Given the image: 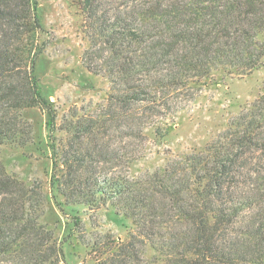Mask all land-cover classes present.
Here are the masks:
<instances>
[{
	"label": "trees",
	"instance_id": "obj_1",
	"mask_svg": "<svg viewBox=\"0 0 264 264\" xmlns=\"http://www.w3.org/2000/svg\"><path fill=\"white\" fill-rule=\"evenodd\" d=\"M77 10L87 39L83 66L108 80V107L154 103L166 88L242 78L264 66V0H78ZM41 32L37 0H0V149L34 145L22 117L33 108L48 116L55 140L56 115L36 74ZM48 146L51 200L62 213L109 206L134 227L124 242L111 234L86 242L73 216L67 238L77 232L92 264H264V80L201 152L133 179L97 170L116 160L107 150ZM33 188L0 161V258L68 264L66 241L55 240L31 204L32 195L45 197Z\"/></svg>",
	"mask_w": 264,
	"mask_h": 264
},
{
	"label": "rangeland",
	"instance_id": "obj_2",
	"mask_svg": "<svg viewBox=\"0 0 264 264\" xmlns=\"http://www.w3.org/2000/svg\"><path fill=\"white\" fill-rule=\"evenodd\" d=\"M77 1L37 0L42 28L39 42L45 44V50L37 60L36 74L56 115L55 140L48 137V116L38 108L25 110L22 117L31 126L34 145L2 147L0 161L26 186H33L36 192L37 187L41 188L43 201L36 194L31 204L38 207L40 223L53 231L55 240L66 241L63 248L68 264H92L93 256L79 242L77 232L74 230L73 237L67 238L75 221L73 216H78L79 234L86 242L91 235L103 234H111L117 243L124 242L134 227L109 206L95 211L75 207L62 213L51 200L50 158L54 153L48 144H56L59 151L73 146L88 153L104 149L115 154L116 160L96 164L106 177L133 179L150 173L179 155L201 152L225 130L228 122L261 93L264 66L242 78L221 80L217 75L205 86L202 80H193L184 88H166L154 103L108 107V80L92 75L83 66L87 39ZM87 122L94 125L91 132H76L79 123ZM2 260L0 264H8Z\"/></svg>",
	"mask_w": 264,
	"mask_h": 264
}]
</instances>
